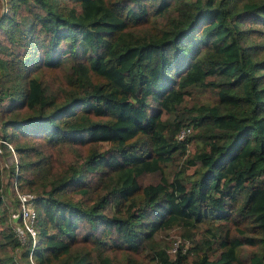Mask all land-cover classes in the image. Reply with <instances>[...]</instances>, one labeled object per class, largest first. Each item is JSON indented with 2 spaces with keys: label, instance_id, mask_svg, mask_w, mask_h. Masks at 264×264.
<instances>
[{
  "label": "trees",
  "instance_id": "trees-1",
  "mask_svg": "<svg viewBox=\"0 0 264 264\" xmlns=\"http://www.w3.org/2000/svg\"><path fill=\"white\" fill-rule=\"evenodd\" d=\"M5 4L0 154L18 162L0 176V239L20 246L3 194L17 166L39 195L36 264H142L145 249L153 264H264V0ZM170 228L187 249L168 252Z\"/></svg>",
  "mask_w": 264,
  "mask_h": 264
},
{
  "label": "rangeland",
  "instance_id": "rangeland-1",
  "mask_svg": "<svg viewBox=\"0 0 264 264\" xmlns=\"http://www.w3.org/2000/svg\"><path fill=\"white\" fill-rule=\"evenodd\" d=\"M6 10L7 9H6L5 0H0V12L6 11ZM72 61H73V59L71 57H69V56L66 57L64 62H63L64 67L66 69H69ZM197 95H198V88L197 89L193 88L191 90V96L187 97V99H186L187 104H191L194 100L198 101ZM166 117H168V116H166ZM195 146H196L195 142L189 143L187 146V153L188 154L191 153L194 150ZM65 154L68 155L70 158L72 157L71 153L67 150H65ZM15 156L16 157H13L12 152L5 153L3 155L0 154V176H1L3 183H5L9 177V175H8L9 174V167L8 166H10L12 163H13V165L14 164L16 165V163L18 162V157H17L16 153H15ZM177 168H179L178 165H172V166L166 168L164 170L166 173V176L169 178L172 171H174ZM191 171H192L191 168L186 170V172H188V173H191ZM17 172H18V168H17V166H15L14 174H13L12 180H11L12 186L7 185L3 189L4 202H5V205L7 207L8 214H9L7 222L10 224L11 227L13 226V229H14V226H18L17 222L15 220L16 217L12 214V211H11L12 207H13L12 202L16 198L15 197L16 188L19 189L20 191L32 192V191L25 190V189H22V188L17 186V178H16ZM159 176H160V174H158V173L144 174L141 176L140 182L142 184H146L149 182H156L160 179ZM32 193L35 195V198L39 196L35 192H32ZM3 227H5V224H0V230ZM13 231H15V230H13ZM158 237L160 238L161 243L165 247H167L168 252L170 254H173V252H174L173 250H171V248L173 246H175V243H176V246H179L180 244H182L183 249H187L191 243L190 240H188L187 238H184V236H182L180 234V232L178 231V228H170L167 230H162L159 233ZM200 237L201 236L195 237V238H197V240H198ZM0 241L4 243V246L0 245V264H4L5 262H8V257L11 258V260L14 262V264H27L26 259L22 256V252L24 251V246H23L24 243L23 244L20 243V246L11 247L10 245H8L6 243V241L4 239L1 238ZM247 250H248L247 248H245L243 250V255L246 254ZM117 255H119V253H117ZM138 257L140 259H142V264H153L152 260L150 259L151 258V252L148 249H145L144 251H142L138 255ZM2 259H3V263L1 261Z\"/></svg>",
  "mask_w": 264,
  "mask_h": 264
},
{
  "label": "built area",
  "instance_id": "built-area-1",
  "mask_svg": "<svg viewBox=\"0 0 264 264\" xmlns=\"http://www.w3.org/2000/svg\"><path fill=\"white\" fill-rule=\"evenodd\" d=\"M189 131L190 128L188 126L181 127V129L177 132V139L182 140L189 133ZM0 141L6 142L1 138ZM8 146L13 154V157H16L15 151L11 144L8 143ZM16 196L18 200V207L15 217H18L21 223L17 224L18 226L14 227L15 234L21 244H23L28 238H30L31 247L28 252V259L30 264H36L32 257V251L36 243L38 242L36 228V209L34 203L35 195L32 192L20 191L16 188ZM176 248L177 246L175 243V246H173L171 250L174 251Z\"/></svg>",
  "mask_w": 264,
  "mask_h": 264
}]
</instances>
